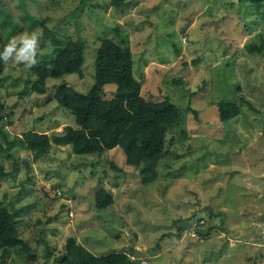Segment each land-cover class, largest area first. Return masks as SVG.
<instances>
[{
	"label": "rangeland",
	"instance_id": "1",
	"mask_svg": "<svg viewBox=\"0 0 264 264\" xmlns=\"http://www.w3.org/2000/svg\"><path fill=\"white\" fill-rule=\"evenodd\" d=\"M110 1L0 0V201L18 210L21 234L37 253L28 260L18 249L5 257L0 250V264H58L69 235L97 255L133 250L135 264H264V0ZM44 26L62 44L80 38L87 48L82 76L48 78L37 93L31 66L56 53ZM98 37L131 51L146 99L168 97L182 109L154 182L143 184L118 146L78 155L53 144L35 157L12 142L26 130L76 126L52 95L63 82L90 87ZM247 42L263 51L247 52ZM105 88L110 97L115 85ZM221 100L236 102L238 115L221 121ZM100 187L114 200L98 212Z\"/></svg>",
	"mask_w": 264,
	"mask_h": 264
},
{
	"label": "trees",
	"instance_id": "2",
	"mask_svg": "<svg viewBox=\"0 0 264 264\" xmlns=\"http://www.w3.org/2000/svg\"><path fill=\"white\" fill-rule=\"evenodd\" d=\"M124 0H111V5L121 6ZM261 2L263 0H250ZM87 0H82V4ZM44 24V23H43ZM12 24L7 23L4 26ZM4 29V30H5ZM44 32L50 35L51 44L56 53L50 58H35L31 70L37 78L32 84L37 93L46 91L48 78H60L67 74L83 75L82 64L86 43L80 38L66 37L62 44L58 33L44 26ZM125 42V41H123ZM2 46V47H1ZM0 46V75L6 61ZM263 45L247 42L244 49L251 54L262 52ZM196 63L197 60L195 59ZM179 82V80H175ZM108 84H114L111 96L105 97ZM52 98L67 108L74 116L76 126L65 125L61 132H39L26 130L12 142L20 143L25 149L38 155L47 154L53 144H69L70 151L78 155L100 154L105 150L120 147L125 154V162L139 169L140 181L143 184L154 182L158 177L157 166L168 151L166 133L175 126L181 125V107L168 97L162 100H149L141 94V82L133 71L131 51L110 37H98L95 48L93 82L86 91H79L72 85L63 82L54 91ZM239 105L234 101L218 102L221 121L238 115ZM196 113V111H195ZM11 142V143H12ZM1 148V144H0ZM26 167H29L25 158ZM0 168V176L4 175ZM113 196L104 187L94 194L96 210H105L113 204ZM188 219V218H186ZM21 221L18 210L10 208L0 201V250L2 256L18 249L26 253L28 260H35L37 253L19 229ZM179 230L188 225H180ZM201 226V225H198ZM192 229L196 235L206 238L210 229ZM163 238V237H161ZM38 242V241H37ZM158 243L155 248H158ZM133 250H131L132 252ZM131 252L112 250L97 255L73 235L66 237L60 254L54 257L58 264H135Z\"/></svg>",
	"mask_w": 264,
	"mask_h": 264
},
{
	"label": "built area",
	"instance_id": "3",
	"mask_svg": "<svg viewBox=\"0 0 264 264\" xmlns=\"http://www.w3.org/2000/svg\"><path fill=\"white\" fill-rule=\"evenodd\" d=\"M182 39H183V40H186V36H182Z\"/></svg>",
	"mask_w": 264,
	"mask_h": 264
}]
</instances>
